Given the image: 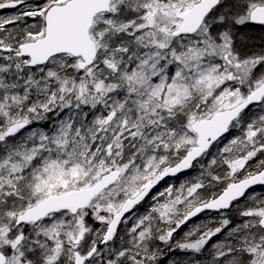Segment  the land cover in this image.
Wrapping results in <instances>:
<instances>
[{
	"label": "snow or ice",
	"instance_id": "1",
	"mask_svg": "<svg viewBox=\"0 0 264 264\" xmlns=\"http://www.w3.org/2000/svg\"><path fill=\"white\" fill-rule=\"evenodd\" d=\"M0 264H264V0H0Z\"/></svg>",
	"mask_w": 264,
	"mask_h": 264
},
{
	"label": "trees",
	"instance_id": "2",
	"mask_svg": "<svg viewBox=\"0 0 264 264\" xmlns=\"http://www.w3.org/2000/svg\"><path fill=\"white\" fill-rule=\"evenodd\" d=\"M186 230H187V229L185 228L184 231H186ZM182 234H183V233H181V235H182Z\"/></svg>",
	"mask_w": 264,
	"mask_h": 264
}]
</instances>
